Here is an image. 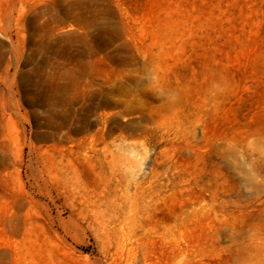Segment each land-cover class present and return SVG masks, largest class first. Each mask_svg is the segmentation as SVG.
<instances>
[{"label":"rangeland","instance_id":"rangeland-1","mask_svg":"<svg viewBox=\"0 0 264 264\" xmlns=\"http://www.w3.org/2000/svg\"><path fill=\"white\" fill-rule=\"evenodd\" d=\"M0 264H264V0H0Z\"/></svg>","mask_w":264,"mask_h":264}]
</instances>
